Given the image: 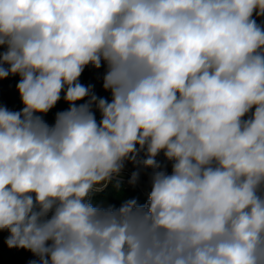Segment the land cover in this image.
I'll return each instance as SVG.
<instances>
[{
  "label": "clouds",
  "instance_id": "clouds-1",
  "mask_svg": "<svg viewBox=\"0 0 264 264\" xmlns=\"http://www.w3.org/2000/svg\"><path fill=\"white\" fill-rule=\"evenodd\" d=\"M261 17L264 0H0V80L23 105H0L7 246L29 264H264ZM126 162L151 170L147 202L94 203Z\"/></svg>",
  "mask_w": 264,
  "mask_h": 264
},
{
  "label": "rangeland",
  "instance_id": "rangeland-1",
  "mask_svg": "<svg viewBox=\"0 0 264 264\" xmlns=\"http://www.w3.org/2000/svg\"><path fill=\"white\" fill-rule=\"evenodd\" d=\"M258 23H264V17L257 19ZM3 51V49H0ZM105 72L104 66L100 69H94L91 66L86 67L80 77V82L85 85L93 86V90L98 97L111 100L110 92L103 89V75ZM19 81L18 76H9L7 79L0 80V105L6 106L13 111H19L23 105L20 101L19 93L16 89V84ZM69 105L63 100L57 103V105L44 116V119L49 123H54L55 114L58 111L66 110ZM97 120L100 119V114L96 112ZM157 160L161 165L166 166L167 171L170 173L171 165L168 163L163 153H161ZM139 171L140 175L135 184H131L132 173ZM150 169H142L138 165L132 162H126L125 167L122 170L119 177L116 180L120 183V188L117 190L114 187L116 180L109 183L108 186L101 192L93 195L92 199L94 203H106L118 207L123 201L129 199H136L138 203H146L147 200H141L140 193L144 197H148L151 191L150 181ZM124 190H129V193H124ZM141 200V201H140ZM9 233L7 231H0V264H29L30 261L36 259L30 251L25 249L9 248L6 244V239Z\"/></svg>",
  "mask_w": 264,
  "mask_h": 264
},
{
  "label": "trees",
  "instance_id": "trees-1",
  "mask_svg": "<svg viewBox=\"0 0 264 264\" xmlns=\"http://www.w3.org/2000/svg\"><path fill=\"white\" fill-rule=\"evenodd\" d=\"M123 192L127 194V193H129V190H124V189H123ZM137 194H139V197L141 198L142 201L148 199V197H144V196L141 195L140 193H137ZM141 200H140V201H141ZM139 204H145V203L142 202V203H139Z\"/></svg>",
  "mask_w": 264,
  "mask_h": 264
}]
</instances>
